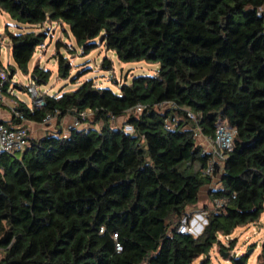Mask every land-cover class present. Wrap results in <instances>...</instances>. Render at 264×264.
I'll return each instance as SVG.
<instances>
[{
  "label": "trees",
  "instance_id": "trees-1",
  "mask_svg": "<svg viewBox=\"0 0 264 264\" xmlns=\"http://www.w3.org/2000/svg\"><path fill=\"white\" fill-rule=\"evenodd\" d=\"M0 10L19 25H66L83 55L98 39L121 62L159 66L152 76L114 82L118 93L87 80L44 95L42 107L17 102L15 110L38 124L47 115L60 123L90 113L66 136L28 139L16 156L0 153V264H194L202 257L209 264L215 246L226 253L235 247V239L224 245L219 237L259 222L264 0H0ZM6 37L15 68L46 85L49 70L28 68L45 33ZM61 46L57 73L67 78ZM101 68L110 71L111 61L103 58ZM118 118L132 134L113 126ZM222 122L235 135L201 209L209 210L207 222L197 236L179 234L180 220L191 218L200 189L212 182L203 174L210 156L194 133L212 138ZM217 199L225 203L215 209ZM244 259L230 257L232 264ZM257 262L264 264V242Z\"/></svg>",
  "mask_w": 264,
  "mask_h": 264
},
{
  "label": "rangeland",
  "instance_id": "rangeland-1",
  "mask_svg": "<svg viewBox=\"0 0 264 264\" xmlns=\"http://www.w3.org/2000/svg\"><path fill=\"white\" fill-rule=\"evenodd\" d=\"M24 30L43 32L46 35L43 45L36 48L28 65L29 71L35 66L50 71V78L46 85H34L30 75H24L15 68L14 62L10 56L9 41L6 37V32L18 34ZM0 40V63L5 68L10 64L11 67H13L12 69H14V74L11 77L9 85V91L13 97L23 102L28 109L34 107V102L26 91V88L30 85H33L42 95L53 96L59 95L63 92L74 91L83 82L92 80L96 86L100 88H108L111 91L118 93L119 84L129 83L135 76H152L159 67L157 64L147 63L145 61L121 62L116 58L114 52L108 51L100 45L98 39H96L98 46L87 55H83L81 48L76 44L66 25H60L56 22L46 23L41 27L19 25L12 20L8 14L1 10ZM57 43H62V45H64L60 47L59 52L69 63V74L67 78H62L57 73V61L55 59ZM103 58H107L111 61L110 71L101 68ZM14 84L17 86H14ZM123 121L124 118H118V120L113 123V126L122 125ZM215 180V184L212 183V186L209 185V187H216L215 185L218 183V180L217 178ZM206 189V186L200 189V200H202L204 195L207 194ZM201 209L202 207L198 208L199 211H201ZM219 239L224 245L227 244L225 237H219ZM232 239H235L236 244L234 249L228 253L227 260L221 256L219 248L215 246L209 253V264H232L230 260L231 256L234 255L236 258H240V256L246 255L250 250H252L251 254L247 257L245 256V264H258L257 258L260 254L262 243L264 242V213L256 224L237 228L229 236V240ZM204 259L205 257L197 259L194 264H201Z\"/></svg>",
  "mask_w": 264,
  "mask_h": 264
},
{
  "label": "built area",
  "instance_id": "built-area-1",
  "mask_svg": "<svg viewBox=\"0 0 264 264\" xmlns=\"http://www.w3.org/2000/svg\"><path fill=\"white\" fill-rule=\"evenodd\" d=\"M9 71L7 68L0 65V102H2V90L7 82ZM31 99L36 107H42L44 105L43 96L40 94L33 85L26 88ZM160 108L170 107L169 103H162L159 105ZM143 110L141 105H137L133 112L140 113ZM90 110H86L78 114L77 117H72V124L70 128L79 127L80 120L85 119ZM187 117L191 120H196L192 113L187 112ZM11 123H3L0 121V153H4L9 156H16L21 153L27 145L29 139V132L25 126L26 120L24 119L21 112L16 111L15 107L11 111ZM55 119L54 115H47L42 123H50ZM174 120V119H172ZM164 127L170 128L168 119L164 121ZM123 132L126 134H132L133 128L130 125H121ZM235 135V129L230 128L225 122H222L216 126L214 135L212 138L203 136L199 130L194 133V138L200 147L202 152L209 154V159L203 168V174L210 177L212 180L217 178L215 175L216 169L221 165V162L225 159L226 154L231 150L233 145V138ZM225 203L223 199H217L213 202L215 209L222 207ZM209 210H201L197 214H193L191 218H182L177 225L176 232L179 234H187L197 236L202 230L203 226L207 222V216ZM229 237H225L228 241Z\"/></svg>",
  "mask_w": 264,
  "mask_h": 264
},
{
  "label": "crops",
  "instance_id": "crops-1",
  "mask_svg": "<svg viewBox=\"0 0 264 264\" xmlns=\"http://www.w3.org/2000/svg\"><path fill=\"white\" fill-rule=\"evenodd\" d=\"M10 49V48H9ZM11 56V53H10ZM9 67L11 68V65L8 64L7 69L9 71ZM13 75L10 74L9 71V75L7 78V82L3 87L2 90V97L3 100L2 102H0V121L3 123H11L12 119H11V111L12 109L17 105V102L23 103L21 101H19L17 98L13 97L9 91V85H10V81H11V77ZM14 86H17L16 84H14ZM24 104V103H23ZM25 105V104H24ZM26 106V105H25ZM27 107V106H26ZM35 107V105H34ZM32 107V109L34 108ZM30 109V110H32ZM118 120V119H116ZM116 122V121H115ZM72 124V116H66L64 117L60 123H57L56 119L52 120L50 123H33V122H25V126L28 129L29 132V139H33V138H37V137H42L44 135H49V134H53V133H60L61 136H66L68 134V130L70 129ZM118 128L121 127V125L116 126ZM216 178H214L211 182V186L212 183L215 184ZM217 180H218V176H217ZM218 183H216V187H217ZM211 186L207 187L206 192L207 194L204 195L203 199L200 200V196H199V204L197 205L196 209L193 210V213H198L199 207H203V205L207 204V200H208V194L210 192V190H214L216 187H212ZM200 195V192H199Z\"/></svg>",
  "mask_w": 264,
  "mask_h": 264
},
{
  "label": "water",
  "instance_id": "water-1",
  "mask_svg": "<svg viewBox=\"0 0 264 264\" xmlns=\"http://www.w3.org/2000/svg\"><path fill=\"white\" fill-rule=\"evenodd\" d=\"M251 251H252V250L248 251V252L246 253L245 256H246V257L249 256V255L251 254ZM220 253H221V256H222L225 260H227L228 253H226V252H222V251H220Z\"/></svg>",
  "mask_w": 264,
  "mask_h": 264
}]
</instances>
